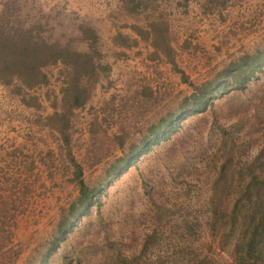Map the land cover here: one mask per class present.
<instances>
[{
  "label": "rangeland",
  "instance_id": "374dc122",
  "mask_svg": "<svg viewBox=\"0 0 264 264\" xmlns=\"http://www.w3.org/2000/svg\"><path fill=\"white\" fill-rule=\"evenodd\" d=\"M130 6L128 0H0V26L9 30L28 31L75 51L87 49L81 28L89 27L95 35L99 75L84 103L68 115L67 133L85 182H103V190L97 206L72 220L47 264H112L110 244L120 251L136 249L151 219L141 184L147 176L156 201L176 199L201 220L195 209L201 206V195L189 199L185 191L192 189L191 183L172 176L181 171L194 182L202 169L201 156L217 140L213 126L245 109L247 96L264 85L263 63L245 90L232 89L217 100L215 112L207 108L182 119L176 136L182 137L179 146L189 160L177 162L172 174L155 143L106 179L105 169L121 152L119 142L123 148L137 142L150 122L189 94L181 71L199 83L242 52L264 46V0H140ZM152 21L164 22L167 46L159 41L163 25L141 34ZM117 33L122 43L115 41ZM43 69L47 81L23 93L16 91L15 80L0 81V264H35L60 213L77 194L63 142L52 126L54 117L47 116L59 110L67 67L57 61ZM21 94L35 96L39 105L23 104ZM254 122L246 126L260 127L261 121ZM204 238L202 233L199 240ZM215 249L214 256L226 263L229 257Z\"/></svg>",
  "mask_w": 264,
  "mask_h": 264
},
{
  "label": "trees",
  "instance_id": "16d2710c",
  "mask_svg": "<svg viewBox=\"0 0 264 264\" xmlns=\"http://www.w3.org/2000/svg\"><path fill=\"white\" fill-rule=\"evenodd\" d=\"M128 1L131 9L140 0ZM148 25L149 29L142 30L141 34L144 31L149 35L153 33L152 29L155 31V26L160 29L159 25H163L162 31L158 32L159 41L164 47L167 46L164 22L152 21ZM134 30L141 35V29ZM80 31L87 42L84 51L59 47L36 38L28 31L0 26V81L10 83L15 80L18 82L15 88L18 93L47 81L44 66L60 61L67 67V81L61 88L59 110L47 116L54 117L52 126L63 142L77 194L66 210L60 213L52 236L36 257L35 264H47L49 255L71 228L72 220L87 213L91 205L97 206L98 194L103 190V182L98 185L85 182L80 163L74 159L69 147L68 115L73 108L84 103L100 67L94 46L95 35L89 27H83ZM118 37L121 34H116L115 41L122 43L116 40ZM263 63L264 46L242 52L199 83L192 82L181 71L182 79L191 87L189 94L150 122L137 142L132 141L125 148L119 142L121 152L107 166L104 177L108 179L117 169L125 168L155 143L160 144L165 156L161 158L162 164L172 174V167L177 162L189 160L179 146L182 137L176 136L182 119L207 108L215 112L212 106L217 100L226 94L228 96L232 89L245 90L247 81L261 71ZM258 90L253 96H247V102L242 104L247 105L245 109L238 108L239 111L223 124L213 126L217 140L211 151H204L205 154L201 156L202 169L200 175L196 172L194 182L186 180L181 171H176L172 176L176 181L191 183L192 189L185 191L189 199L201 195V206L195 208L200 210L201 220L193 213V208L182 205L176 199L169 204L156 201L151 192L154 184L147 176L141 184L150 201L149 226L143 231L142 239L134 250L121 248L120 251L109 243L114 251L108 254L112 264H264V127L261 125L264 124V85ZM24 94L20 96L23 104L32 107L39 105L35 96ZM213 117L216 119L215 114ZM256 120L261 121L260 127L246 126L247 123L253 125ZM243 125L245 128L240 129ZM161 193L157 195L160 197ZM178 217L182 219L177 221ZM202 233L203 238L205 235L207 237L199 240ZM214 247L215 252L225 253L229 257L226 263L214 256Z\"/></svg>",
  "mask_w": 264,
  "mask_h": 264
}]
</instances>
